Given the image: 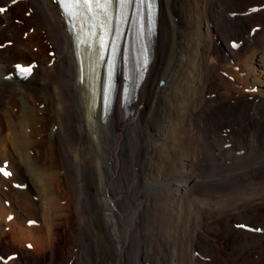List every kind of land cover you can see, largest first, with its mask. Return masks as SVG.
I'll return each mask as SVG.
<instances>
[{
	"label": "bare ground",
	"instance_id": "bare-ground-1",
	"mask_svg": "<svg viewBox=\"0 0 264 264\" xmlns=\"http://www.w3.org/2000/svg\"><path fill=\"white\" fill-rule=\"evenodd\" d=\"M157 2L134 99L102 113L58 1L0 0V257L9 236L37 253L39 208L67 217L71 264H264V0Z\"/></svg>",
	"mask_w": 264,
	"mask_h": 264
},
{
	"label": "rangeland",
	"instance_id": "rangeland-1",
	"mask_svg": "<svg viewBox=\"0 0 264 264\" xmlns=\"http://www.w3.org/2000/svg\"><path fill=\"white\" fill-rule=\"evenodd\" d=\"M49 55H53L52 53H50V51L48 52ZM260 87H258L257 89H259ZM11 99V97L9 98ZM42 107V106H41ZM14 111H17V108L14 107ZM47 124V127L49 125V128L51 126V124L49 122L46 123ZM38 139H39V136H38ZM8 159V160H7ZM4 161L6 160L7 164H11L10 161L12 160L11 157H6L5 159H3ZM46 161V160H45ZM12 162V161H11ZM13 163V162H12ZM12 165V164H11ZM9 165V170L12 171V168H16L15 166H17V170L19 168L18 164L16 165V163H13V165L11 166ZM6 169V168H5ZM15 169V170H16ZM14 170V169H13ZM20 170V169H19ZM0 176L1 177H4L5 180H8L7 177L2 173L0 172ZM13 183V185L11 184ZM10 184H8L9 188H13L15 189V185L16 183L14 182H11ZM13 186V187H12ZM64 188L66 187V184L63 185ZM2 190H7L6 186H4L2 188ZM6 196H1V198L4 200V203L7 204V205H10L9 202L11 200V195L8 196L7 195V198H9L10 200H8L7 198H5ZM37 197V196H35ZM66 199H63L62 200V205H66ZM71 207V206H70ZM37 213L35 211L34 213V217H36L38 220H39V223L41 224V227L42 229H40L39 231H37L35 234H33V238L35 240H38V243L40 244V247L39 249H37V253L33 254V256L31 255H27V254H23V250H30L31 247L29 245V243L26 244V241L25 240H22L21 242H18V243H15L13 242L11 239H10V236L7 238L8 240V243H6L4 245V247L6 246V250L2 253V256L0 257V263L2 264H24V261L26 260H30L31 263L29 264H71L68 260H67V257L69 255V251L71 250V244H72V235L71 237L69 236L71 233L70 232V227H69V224H67V217L65 215H61V213L59 211H54L52 215H43V214H40V210L39 208H37ZM19 212V210H18ZM55 214V215H54ZM61 216H60V215ZM54 215V216H53ZM58 215V216H57ZM49 216V217H47ZM55 216H57L55 218V220L53 219ZM60 216V217H59ZM47 217V218H45ZM44 218V219H43ZM51 220H50V219ZM43 219V221H42ZM47 219V220H46ZM33 220V219H32ZM31 219L27 220L26 222L23 221L22 219L17 221L18 223H16L17 227H19V229H23V228H27L28 226L26 225L27 223L30 224V222L32 221ZM55 222H59V223H54ZM34 221V220H33ZM48 221V222H47ZM53 221V222H52ZM67 222V223H66ZM244 222V221H242ZM45 223V224H44ZM47 223V225H46ZM66 223V225H65ZM62 224V225H61ZM53 225V226H52ZM56 225H58V227H56ZM250 225V224H248ZM49 226V227H48ZM65 226V228H64ZM252 226V225H251ZM23 227V228H22ZM46 227V228H45ZM49 229H48V228ZM52 227H56V228H52ZM69 228V230H68ZM53 229V230H52ZM66 229V230H65ZM24 230V229H23ZM46 230H50L48 231L49 232V235L47 234L48 232ZM68 230V231H67ZM4 231L7 232V234L10 233V228L8 227H5L4 228ZM65 231V232H64ZM67 235H66V234ZM70 239H69V238ZM51 238V239H50ZM72 240V241H71ZM50 241V242H49ZM54 247V249L51 247ZM68 250V252H67ZM164 251H166V248H163ZM15 251V252H13ZM51 251V252H50ZM12 252V253H11ZM53 252V253H52ZM9 253V254H8ZM20 255V259L17 257V255ZM68 254V255H67ZM50 255V256H49ZM10 258H9V257ZM14 256V257H13ZM30 256V257H29ZM55 256V258H54ZM67 256V257H66ZM37 257V259H36ZM49 257V258H48ZM53 257V258H52ZM33 258L36 259V261L34 262L33 261ZM54 259V260H53ZM61 259V260H60ZM57 260V261H56ZM46 261V262H45Z\"/></svg>",
	"mask_w": 264,
	"mask_h": 264
},
{
	"label": "snow or ice",
	"instance_id": "snow-or-ice-1",
	"mask_svg": "<svg viewBox=\"0 0 264 264\" xmlns=\"http://www.w3.org/2000/svg\"><path fill=\"white\" fill-rule=\"evenodd\" d=\"M17 0H12V3H16ZM136 2L141 6L142 12H146L148 14L149 19L151 18V12L149 10V5L154 4V0H136ZM113 0H61L62 6L64 4H70V5H94L98 6L104 9L105 13H107L108 8L112 5ZM119 3L121 6H125L128 4L133 3V0H119ZM5 9L3 7H0V13H3ZM89 11H92V9H89ZM68 10L66 9V14ZM123 15V13H122ZM17 69H21V65L16 66ZM25 74H30L31 67L24 68L23 69ZM0 172H2L6 177L10 176L11 173L5 171L4 169H0Z\"/></svg>",
	"mask_w": 264,
	"mask_h": 264
}]
</instances>
